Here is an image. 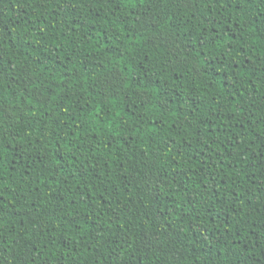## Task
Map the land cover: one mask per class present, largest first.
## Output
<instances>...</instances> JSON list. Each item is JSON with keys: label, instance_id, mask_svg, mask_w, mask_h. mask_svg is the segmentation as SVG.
<instances>
[{"label": "trees", "instance_id": "obj_1", "mask_svg": "<svg viewBox=\"0 0 264 264\" xmlns=\"http://www.w3.org/2000/svg\"><path fill=\"white\" fill-rule=\"evenodd\" d=\"M0 143V264H264V0H0Z\"/></svg>", "mask_w": 264, "mask_h": 264}, {"label": "snow or ice", "instance_id": "obj_2", "mask_svg": "<svg viewBox=\"0 0 264 264\" xmlns=\"http://www.w3.org/2000/svg\"><path fill=\"white\" fill-rule=\"evenodd\" d=\"M142 2V0H141ZM239 3L241 4H247L248 3V0H239ZM243 25H241L242 27ZM4 150H3V147H2V143H0V157H3L4 156ZM0 164H2V160H0Z\"/></svg>", "mask_w": 264, "mask_h": 264}]
</instances>
